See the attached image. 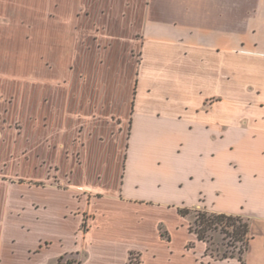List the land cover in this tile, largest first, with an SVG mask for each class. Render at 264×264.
<instances>
[{
  "label": "crops",
  "instance_id": "obj_1",
  "mask_svg": "<svg viewBox=\"0 0 264 264\" xmlns=\"http://www.w3.org/2000/svg\"><path fill=\"white\" fill-rule=\"evenodd\" d=\"M47 1L0 0V91L24 80L30 159L72 150L80 163L67 188H36L40 209L16 239L59 224L56 264L66 252L82 264H130L134 253L137 264H158V246L173 244L165 210L186 222L178 208H200L247 217L245 264H264V0H73L68 83L33 71V42L41 65L48 53ZM18 31L29 35L22 54ZM18 54L28 57L23 71ZM16 152L0 132V160ZM4 236L0 264H46L55 246L47 237L6 250L14 236ZM192 238L166 263L204 250L197 239L199 251L185 255Z\"/></svg>",
  "mask_w": 264,
  "mask_h": 264
},
{
  "label": "rangeland",
  "instance_id": "obj_2",
  "mask_svg": "<svg viewBox=\"0 0 264 264\" xmlns=\"http://www.w3.org/2000/svg\"><path fill=\"white\" fill-rule=\"evenodd\" d=\"M40 2V1H38ZM44 2V0H43ZM47 8L44 11H50V31H49V46L48 53L46 57H43V63L41 61V51L40 46L36 42H33V71H48L50 75L55 78H60L61 82L68 83L70 74L73 71V30L70 16L67 12L74 11L73 0H48ZM81 7L80 10H82ZM33 11H40L34 5ZM57 11H66L63 21L61 24H57ZM83 11V10H82ZM62 14V13H61ZM61 19V18H60ZM20 25V24H18ZM24 29V26L21 25ZM28 33L23 31L17 32V53L24 52L23 43L24 37ZM35 36V32L33 31ZM29 36V35H28ZM37 55V57H36ZM44 55V52H43ZM18 67L24 70L25 63L28 61V57L23 55H17ZM11 83H15V86L8 87L9 89H2L0 91V132L7 133L11 137V142H16L17 152L15 155L13 153L10 158H3L0 160V233L3 237L4 235L16 233H23L26 230L25 219L26 215L30 211H35L40 209V203L36 201L35 190L36 188L44 186H56L60 188H67L69 184L73 183V166L80 163L78 156L74 155L72 150L67 154L65 152V158L59 160V154H55L53 158H38L30 159L29 154L25 152L24 149V80H11ZM15 136H14V135ZM68 148H66L67 151ZM32 188V190H31ZM155 214V212H153ZM160 214V213H158ZM163 214V212H162ZM161 214V215H162ZM88 214H85L84 221L81 225L82 230L87 229L88 224ZM193 220V214L186 216V222L183 217H181L176 211L172 209H166L163 215L162 221L164 225L170 231L173 237V244L171 250L167 248L166 245L162 244L158 246L160 250L161 258L158 264H167L166 254L170 251L179 252L185 241L191 240L188 247L185 248L183 253L186 255H192V252H197L201 244L197 241L195 234H191L187 231L191 221ZM62 225H38L34 228L31 234L22 235V242L24 244L34 243L40 239H45L50 237L55 246L52 247L46 255V264H56V254L61 247L60 241H58V234L62 233ZM163 230L166 228L163 226ZM15 233V234H14ZM14 239L10 242L8 240L2 242V248L10 249L13 246L18 248H26L23 243L13 237ZM209 242H204L205 248L208 245L212 249L219 250V255L217 251H214L216 256H211V254H206V249L200 250L197 256L193 255L191 261L183 264H241L239 260V251L241 250V245L239 243L227 245L228 239L224 238V235L218 231L211 232L209 235ZM30 248V247H28ZM228 250V255L233 253V257H222L223 251ZM176 255V253H174ZM184 255V256H185ZM134 262L141 261V256L134 253L131 255ZM196 258V262L194 261ZM84 259L83 254H75L74 252H66L58 258L59 264H82ZM179 264V263H178Z\"/></svg>",
  "mask_w": 264,
  "mask_h": 264
},
{
  "label": "trees",
  "instance_id": "obj_3",
  "mask_svg": "<svg viewBox=\"0 0 264 264\" xmlns=\"http://www.w3.org/2000/svg\"><path fill=\"white\" fill-rule=\"evenodd\" d=\"M179 213L186 217L193 214V220L190 223L189 229L190 232L194 233L198 240L209 242V235L211 232L218 231L224 235V238L228 239L227 245H232L239 243L241 245V250L239 251V260L241 264L246 263V253L249 248V243L252 238L250 233V221L247 217L236 214L228 213H217L212 212L206 209L200 208H188V207H179ZM162 235L166 238H169L168 232L163 230V225H161ZM210 245L206 248V254H211V256H216ZM228 250L223 251L222 257H233V253L228 255ZM219 255V250L217 251ZM130 264L133 263L131 257Z\"/></svg>",
  "mask_w": 264,
  "mask_h": 264
}]
</instances>
